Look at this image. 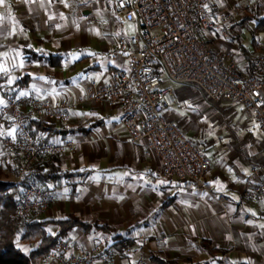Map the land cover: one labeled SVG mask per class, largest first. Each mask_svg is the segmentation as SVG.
<instances>
[{"label":"crops","instance_id":"1","mask_svg":"<svg viewBox=\"0 0 264 264\" xmlns=\"http://www.w3.org/2000/svg\"><path fill=\"white\" fill-rule=\"evenodd\" d=\"M114 1L0 3V89L27 76V85L16 97L54 101L68 96L76 107L65 119L42 120L83 129L63 138L75 141V148L42 165L53 172V178L43 174L39 187L50 200L44 213L28 220L73 217L109 227L84 233L77 226L69 231L63 241L75 256L113 248L116 237L128 241L122 255L113 253L107 259L97 255L94 264H153L151 257L174 264H264V199L248 196L264 185V137L252 110L230 101L212 103L194 87L162 82L174 90L177 100L164 118L179 121L184 134L196 139L211 161L204 189H196L191 183L166 179L158 158L144 144L128 141L117 127L118 108L84 100L90 79L107 85L113 73L127 66L119 49L124 39L116 32ZM235 1L210 0L211 16L217 18ZM255 13L264 16V4L257 5ZM252 22L230 24L229 37L214 30L199 36L212 51L234 58L246 73L247 61L232 37L240 38L250 54L264 57V42L255 38ZM245 35L251 37L248 46ZM50 55L61 59L50 60ZM3 102L0 96V106ZM12 128L4 141L16 143ZM54 139L62 138L50 140ZM7 153L17 177L14 159L19 155ZM57 229L55 224L45 228L49 235ZM19 245L24 251L33 247Z\"/></svg>","mask_w":264,"mask_h":264},{"label":"built area","instance_id":"2","mask_svg":"<svg viewBox=\"0 0 264 264\" xmlns=\"http://www.w3.org/2000/svg\"><path fill=\"white\" fill-rule=\"evenodd\" d=\"M210 0H115L118 27L137 24L140 33L119 43L126 55L127 66L112 74L109 84L90 79L85 101L110 105L121 113L117 127L132 144H144L159 160L163 176L191 183L204 189L205 176L211 161L200 143L187 137L179 121L164 118V113L177 105L174 90L162 86L161 75L177 85L194 87L209 102L230 101L250 109L255 114L264 137V57L254 54L253 70L242 73L234 58L209 49L200 33L214 30L229 37L230 24L240 21L264 0H236L230 9L213 18ZM157 68L160 75L154 73ZM76 103L68 96L45 101L33 96L7 97L0 113L15 128L18 140L4 141L6 150L21 158L17 182L40 157L55 156L76 147L71 139H54L35 144L26 118L29 114L56 121L65 119ZM254 170L253 174H257ZM254 200L264 199V185L249 191ZM50 196L34 183L28 182L16 206V216L28 220L46 211ZM220 201V200H219ZM112 247L104 251H85L73 255L67 242H57L56 249L40 260L41 264H94V257L107 259Z\"/></svg>","mask_w":264,"mask_h":264},{"label":"trees","instance_id":"3","mask_svg":"<svg viewBox=\"0 0 264 264\" xmlns=\"http://www.w3.org/2000/svg\"><path fill=\"white\" fill-rule=\"evenodd\" d=\"M250 20L255 21L254 29L257 32H264V16H257L255 14V8L249 11L240 22L245 23ZM232 39L233 42H236L238 51L242 53L247 61L248 67L246 73L252 72L254 55L247 52L243 47L240 38L232 37ZM49 58L50 60L56 59L57 61L61 59L59 55H50ZM154 73L160 75L157 68L154 69ZM27 78V76H22L14 84L4 86L0 89V96L4 97V100L7 97L27 98L16 97L18 90H21L27 85ZM0 126H2V129L6 130L11 127L9 121L5 122L1 120V113ZM26 126L35 144L48 143L53 136H59L63 139L69 135L78 134L83 130L79 127L50 124L33 114L27 116ZM1 152L0 166L5 165L9 168L7 164L8 156L3 147ZM54 157L55 156H52L47 159H45V157L38 158L25 174L21 184L13 181H0V264H39L41 259L56 249L57 242L64 240L65 235L77 226H80L84 233L98 230H109V227L107 226L83 223L73 217L59 220L40 221L24 220L16 216V206L23 195L27 183L32 182L37 187H41L42 177L44 176L43 174L51 177V174L53 173L51 171H44L42 168L49 161L52 162ZM20 164L21 158L16 157L14 159L15 167H19ZM12 171L16 172L15 169H12ZM61 174L68 175L67 173ZM49 224H55L58 227L56 234H47L45 228ZM124 242V239L121 237L115 238V243L113 245L114 253L120 255L123 254L124 250L129 246L128 241L127 244ZM20 243L29 247L33 245V247H30L28 251H24L25 247L22 249L19 248L18 244ZM151 261L153 264H174L173 262L163 261L157 257H151Z\"/></svg>","mask_w":264,"mask_h":264},{"label":"rangeland","instance_id":"4","mask_svg":"<svg viewBox=\"0 0 264 264\" xmlns=\"http://www.w3.org/2000/svg\"><path fill=\"white\" fill-rule=\"evenodd\" d=\"M211 1H214V0H211ZM226 1H229V0H226ZM230 8H231V6L229 7V9ZM254 25H255L254 22L250 23V27L253 28V30H254ZM116 32H117V34L119 36L122 37V39L128 40L130 37H133V36L139 34L140 33V28H139V25H137V24H126L124 29L117 28ZM255 38L257 40H260L261 42H264V40H263L264 32L255 33ZM250 41H251V37L245 35L244 36V44L246 46H248ZM263 48H264V45H263ZM161 78H162V82L165 85H167V84L174 85L172 82L168 81L167 78L164 75H161ZM1 120L6 122L5 118L2 115H1ZM1 127L2 126H0V128ZM13 131H14V129L12 128V126L9 129H7V130L6 129H2V128L0 129V135H1V137H0V156H1V153H2L1 152L2 151V147L5 150L6 155L8 156L6 147L4 145V136H5L4 134H9V132L12 133ZM8 166H9V168H7L5 165L0 166V181H2V182H10V181L12 182V181H16L17 180L15 178L16 177V172L12 171L13 168H11V164L10 165L8 164ZM47 231L51 232V228H48ZM19 247L21 249L24 248L21 245H19Z\"/></svg>","mask_w":264,"mask_h":264},{"label":"snow or ice","instance_id":"5","mask_svg":"<svg viewBox=\"0 0 264 264\" xmlns=\"http://www.w3.org/2000/svg\"><path fill=\"white\" fill-rule=\"evenodd\" d=\"M0 3H3V0H0Z\"/></svg>","mask_w":264,"mask_h":264}]
</instances>
